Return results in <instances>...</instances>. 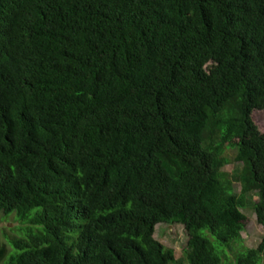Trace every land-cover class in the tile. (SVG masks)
<instances>
[{
  "label": "trees",
  "instance_id": "1",
  "mask_svg": "<svg viewBox=\"0 0 264 264\" xmlns=\"http://www.w3.org/2000/svg\"><path fill=\"white\" fill-rule=\"evenodd\" d=\"M256 111L264 0H0V264H262Z\"/></svg>",
  "mask_w": 264,
  "mask_h": 264
},
{
  "label": "rangeland",
  "instance_id": "2",
  "mask_svg": "<svg viewBox=\"0 0 264 264\" xmlns=\"http://www.w3.org/2000/svg\"><path fill=\"white\" fill-rule=\"evenodd\" d=\"M254 118L257 124L264 129V111L254 112ZM231 156L233 157L234 155L231 154ZM232 168L233 166L231 164L226 167V170L231 171ZM235 190L237 192L240 191L239 184H235ZM243 211L248 219L242 237L247 247L256 248L264 235V227L258 224L256 212L252 207L245 208ZM17 220L15 214L6 216L3 211H0V236L3 243H6L7 240V243L10 248H12L13 252H15V250L12 247V241L9 239H23L25 237L23 229L29 227V225L21 224L19 223L21 221ZM153 238L161 242L165 247L173 249L177 258L184 257L183 254H185V249L183 248L186 247L189 236L186 227L183 225L158 224L155 228ZM186 263L188 264L187 261ZM262 264H264V261Z\"/></svg>",
  "mask_w": 264,
  "mask_h": 264
}]
</instances>
